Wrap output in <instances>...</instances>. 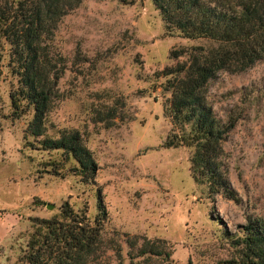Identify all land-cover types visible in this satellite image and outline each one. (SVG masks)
I'll use <instances>...</instances> for the list:
<instances>
[{
    "label": "rangeland",
    "instance_id": "obj_1",
    "mask_svg": "<svg viewBox=\"0 0 264 264\" xmlns=\"http://www.w3.org/2000/svg\"><path fill=\"white\" fill-rule=\"evenodd\" d=\"M53 48L66 59L60 98L46 118V134L77 129L99 166L94 182L75 174L62 152L31 149L24 129L32 110L16 116L9 93L17 77L0 48V264H14L28 239L31 218H49L68 201L97 213L101 188L108 213L104 235L128 232L166 239L172 264L240 262L236 238L248 218H264V58L239 71H219L209 99L223 120L237 116L223 141L224 160L237 199L212 202L190 174L188 147L166 148L163 115L169 98L159 71L175 63L170 52L208 45L205 39L168 36L152 0H82L58 24ZM180 57L178 60H183ZM121 97L123 119L107 126L93 109ZM52 203L51 208L47 207ZM123 264H129L122 243ZM102 260L110 264V250ZM111 264H116L112 257Z\"/></svg>",
    "mask_w": 264,
    "mask_h": 264
},
{
    "label": "trees",
    "instance_id": "obj_2",
    "mask_svg": "<svg viewBox=\"0 0 264 264\" xmlns=\"http://www.w3.org/2000/svg\"><path fill=\"white\" fill-rule=\"evenodd\" d=\"M82 0H0V48L8 45V66L17 77L9 93L16 116L32 110L24 129L31 149L61 151L72 158L75 174L93 183L99 168L93 153L77 129H57L46 134V118L60 98L58 81L66 59L53 48L52 40L62 18ZM164 23V33L187 39H205L208 45L182 47L170 52L174 64L164 67L162 89L170 96L163 115L170 128L163 146L191 148L190 174L204 186L208 198L224 195L237 199L224 160L223 141L234 127L237 116L226 120L214 111L208 83L219 71L239 72L264 58V0H152ZM1 55V54H0ZM180 57H184L179 61ZM121 97L92 111V120L110 126L123 119ZM97 213L91 219L87 209L75 210L68 201L49 218L32 217L28 239L14 264H106L110 250L116 264H123L122 243L129 264H172V246L163 238L115 230L104 235L107 210L101 188L96 189ZM236 238L240 262L264 264V218H248ZM108 264V263H107Z\"/></svg>",
    "mask_w": 264,
    "mask_h": 264
},
{
    "label": "water",
    "instance_id": "obj_3",
    "mask_svg": "<svg viewBox=\"0 0 264 264\" xmlns=\"http://www.w3.org/2000/svg\"><path fill=\"white\" fill-rule=\"evenodd\" d=\"M52 206H53L52 203H48V204H47V207H48V208H51Z\"/></svg>",
    "mask_w": 264,
    "mask_h": 264
}]
</instances>
